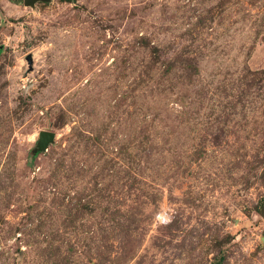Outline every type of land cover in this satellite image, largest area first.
<instances>
[{"label":"rangeland","instance_id":"rangeland-1","mask_svg":"<svg viewBox=\"0 0 264 264\" xmlns=\"http://www.w3.org/2000/svg\"><path fill=\"white\" fill-rule=\"evenodd\" d=\"M0 264H264V0H0Z\"/></svg>","mask_w":264,"mask_h":264},{"label":"water","instance_id":"water-1","mask_svg":"<svg viewBox=\"0 0 264 264\" xmlns=\"http://www.w3.org/2000/svg\"><path fill=\"white\" fill-rule=\"evenodd\" d=\"M27 3H28V1H27ZM53 138H54L53 133H49V132L40 133L38 149L39 150L45 149L47 147L48 143H50L53 140Z\"/></svg>","mask_w":264,"mask_h":264}]
</instances>
